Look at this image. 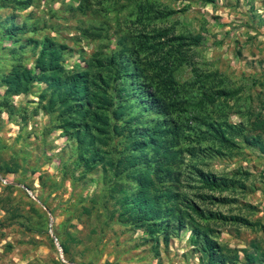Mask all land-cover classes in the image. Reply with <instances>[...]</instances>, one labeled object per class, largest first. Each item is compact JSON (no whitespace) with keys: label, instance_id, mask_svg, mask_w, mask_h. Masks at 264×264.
I'll return each instance as SVG.
<instances>
[{"label":"trees","instance_id":"1","mask_svg":"<svg viewBox=\"0 0 264 264\" xmlns=\"http://www.w3.org/2000/svg\"><path fill=\"white\" fill-rule=\"evenodd\" d=\"M8 1L22 7L32 2ZM90 2L78 0L74 8L82 14H97L102 7L94 9ZM129 3V14L134 15L130 20L139 28L121 31L109 50L96 48L86 57L81 55V62L66 72L61 66L67 44L47 34L19 41L20 33L37 25L17 23L13 15L0 18V38L18 41L10 47L13 55L26 46L36 49L30 65L14 55L9 70L0 74L5 97L0 105L9 106L12 113L6 102L9 92L35 91L39 108L65 124L63 134L74 155L71 174L77 168L78 176L101 168V187L90 197L91 203L83 204L85 195L76 200L82 212L90 215L95 208L106 221L115 218L120 224L147 226L155 242L160 235L168 238L174 230L188 229L197 264H235L239 251L245 262L261 263L264 249L256 238L240 248L218 239V224L259 228V221L208 205L236 200L213 190L244 189L245 183L235 172L216 173L200 163L239 147L237 134L246 145L264 152V103L257 109L244 107L242 121H228L220 104L233 99L240 88L228 85L221 70L195 64L191 48L200 42L201 34L173 33L166 26L152 25L175 11L161 0ZM105 23L80 26V34L103 37ZM182 65L191 66L190 79L177 77ZM37 82L42 87L36 88ZM17 166L16 160L0 163V171L13 172ZM0 206L9 210L3 203ZM59 244L65 254V241L59 239Z\"/></svg>","mask_w":264,"mask_h":264},{"label":"rangeland","instance_id":"2","mask_svg":"<svg viewBox=\"0 0 264 264\" xmlns=\"http://www.w3.org/2000/svg\"><path fill=\"white\" fill-rule=\"evenodd\" d=\"M77 3L78 0H32L22 7L0 0V18L13 15L17 23L37 25L32 31L20 33L19 41L47 34L67 44L61 66L64 72L80 63L81 55L86 57L96 48L109 50L121 31L140 26L130 20L134 15L129 14L131 4L126 5L127 0H91L94 9L102 7L97 14L76 11ZM161 3L175 11L151 24L171 28L173 33H200L202 39L191 48L195 64L202 69L221 70L228 85L240 88L233 99L220 104L228 121H242L248 105L252 109L260 107L264 103V0ZM102 20L106 21L105 36L88 38L80 34V26ZM17 43L0 38V74L9 70L14 55L24 64L32 62L36 49L26 46L13 55L10 47ZM176 75L181 81L190 79L191 66L182 65ZM35 85L42 87L41 82ZM3 90L0 85V101L5 98ZM6 102L13 112H8L9 106L0 105V163L16 160L18 166L13 172L0 171V203L9 207L5 211L0 206V264H197L188 229L174 230L168 238L160 235L155 242L147 226L124 225L115 218L106 221L95 208L90 215L82 212L76 200L85 195L83 204L91 203L90 197L101 187V168L84 176H78L77 168L71 174L74 155L70 140L63 134L65 124L39 108L35 91L9 92ZM261 112L264 114V107ZM236 139L240 146L230 154L208 158L200 164L216 173L236 174L246 186L213 190L236 200L208 205L244 214L260 223L259 228L218 224L220 242L240 248L248 247L249 241L256 238L264 249V152L246 145L241 135L237 134ZM29 221L31 227L27 228ZM53 236L58 242L65 241V254H60ZM238 255L235 264H264V260L245 262L242 251Z\"/></svg>","mask_w":264,"mask_h":264},{"label":"water","instance_id":"3","mask_svg":"<svg viewBox=\"0 0 264 264\" xmlns=\"http://www.w3.org/2000/svg\"><path fill=\"white\" fill-rule=\"evenodd\" d=\"M50 225H51V223H50ZM53 237H54V243H55L56 247L58 248V251H59L60 254H61L62 249H61V246H60V244H59V242H58V239H57L56 236H53Z\"/></svg>","mask_w":264,"mask_h":264}]
</instances>
